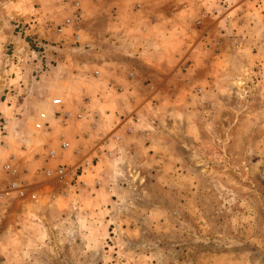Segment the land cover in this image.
I'll use <instances>...</instances> for the list:
<instances>
[{
	"label": "rangeland",
	"instance_id": "obj_1",
	"mask_svg": "<svg viewBox=\"0 0 264 264\" xmlns=\"http://www.w3.org/2000/svg\"><path fill=\"white\" fill-rule=\"evenodd\" d=\"M111 20L124 40L135 28L151 58L162 40L178 42L170 90L149 88L150 137L121 138L90 167L45 156L21 203L0 204V264H264V0H0V125L12 123L0 183L17 181L2 141L32 155L67 142L77 94L62 91L72 121L56 112L52 139L36 122L44 113L51 126L46 101L63 74L116 52ZM77 35L95 46L77 47ZM90 49L92 60L80 57ZM66 53L73 61L58 60ZM60 163L78 178L43 176Z\"/></svg>",
	"mask_w": 264,
	"mask_h": 264
},
{
	"label": "crops",
	"instance_id": "obj_2",
	"mask_svg": "<svg viewBox=\"0 0 264 264\" xmlns=\"http://www.w3.org/2000/svg\"><path fill=\"white\" fill-rule=\"evenodd\" d=\"M120 26H122L121 23ZM128 28L129 31L125 30V32L127 31L131 35L125 38V41L122 39L121 33L116 34V31H119V23L111 20L110 31H112V35L107 40L114 45L116 52H104L100 56L102 59L101 64L97 63L95 65L93 64L94 61H91L85 70L78 68L79 70H75V72L63 74L61 79L63 81L54 90V95L47 98L46 106L51 109L48 116L52 131L47 133L46 137L52 139L58 134L59 128L60 130L63 129L61 127L62 121L57 118L56 112L62 111L64 116L68 113L67 107L70 103L69 98L62 94V91L77 94V102L73 101V104H76V111L78 116L81 117H76L72 121L73 115L70 114V120L74 124L70 130L68 129L70 137L67 138L68 149L66 151L61 149L59 144L61 139L56 144L48 142L50 150H55L57 154L61 153L57 158L58 163L63 161L68 165L82 163V165L86 164L90 167V159L96 156L106 157L105 150L110 149L112 145L114 146L117 140L123 138L125 141L140 142L150 137L148 133L152 129L150 124H154L156 121L154 118L157 116L150 112V109H152V101H150L152 96L149 95L151 93L149 88L156 90V92L170 90L171 72L169 67L175 62L174 53L177 51L178 42L171 43L169 40H162L158 43L161 47L163 45L160 57L151 58L148 54L147 44L142 45L140 51V46L136 43V36H133L135 28L132 26ZM83 32L85 34L86 31ZM114 39L117 40L113 42ZM64 40L66 44L63 45H71V38L66 37ZM81 41L83 42L77 47L91 46L93 48L95 46L92 44L91 39L86 40L88 42L85 44V39L83 40L81 36ZM122 45H126V47L122 48ZM133 46L135 48L134 53L127 52V57L123 50L133 48ZM118 49L122 51L119 52ZM92 55L90 49L80 57H89L88 61L93 59ZM71 56L73 55L68 53L58 54V60L67 62L71 59L73 61ZM55 68H53L52 73L57 74L59 67ZM59 97H62L63 101L60 99L61 104L55 105L54 100L59 99ZM71 99L73 100L72 96H70V101ZM159 108L162 109V106ZM8 123L12 125L10 121ZM128 130L133 133L127 135ZM116 145L118 147L120 144L116 143ZM19 146V148H13L10 145L9 150L4 152L5 157L10 156L9 163H16L18 166L15 169V175L6 173L5 176L10 181H19L18 186L23 187L27 192L35 188L31 183L34 175L37 179H41L42 173L38 171L41 170V166L46 164L47 159L45 161V156L47 154L45 155V153L49 149H46L45 146L39 147L32 155L29 150L28 153L22 150L21 146H24V144H19ZM87 156H90L88 160L86 159ZM23 157L26 158L23 159ZM26 169L29 170L28 173L24 172ZM26 179H29L28 184L23 182ZM4 185L0 183V191L6 190L2 201L4 207L7 209L14 203H21L20 191H11V184L5 185L6 187ZM38 185L40 184L38 183ZM4 207H1V212L5 211Z\"/></svg>",
	"mask_w": 264,
	"mask_h": 264
},
{
	"label": "built area",
	"instance_id": "obj_3",
	"mask_svg": "<svg viewBox=\"0 0 264 264\" xmlns=\"http://www.w3.org/2000/svg\"><path fill=\"white\" fill-rule=\"evenodd\" d=\"M75 13L76 14H75L74 19L68 22V26L74 25V27H75L76 25H78L79 20L82 17V13H81L79 8H76ZM64 30H65L64 28H61L59 30V33L63 34ZM79 37L80 36H78V35L75 36L76 42H78L80 40ZM54 104L55 105H60L61 104V100L60 99L54 100ZM66 117L70 118V114H66ZM8 124L9 123L6 120H3V122H1V125H0V130H1L0 137L1 138H8L7 137V136H9V126H8ZM35 127H36L37 130H45V129H49L50 128V125H49V122L47 120V115L46 114L41 113L39 115ZM1 147L6 149V151L9 150L7 148L8 144L5 141L1 142ZM61 149L63 151H66L68 149L67 142H62ZM56 157H58V154H57V152L55 150H49L48 151V154H47L48 160L55 159ZM1 163H2V161H1V158H0V165H1ZM4 170L8 174L15 175V173H16L15 172V168L10 163L9 164L7 163L4 166ZM77 170H79V169L70 168V166L68 167L66 165H57L56 167H50L49 166V167L44 169L43 176L46 177V178H55V179H59V180H64L65 178H68L70 176L72 179H75V178H78V176H79L78 175L79 172H77ZM18 183H19V181H13L11 183V187H12L11 191L19 190L21 198H24L25 195H26V191H25V189L23 187L18 186ZM3 194L0 193V204L3 201ZM37 202H39V201H37Z\"/></svg>",
	"mask_w": 264,
	"mask_h": 264
}]
</instances>
